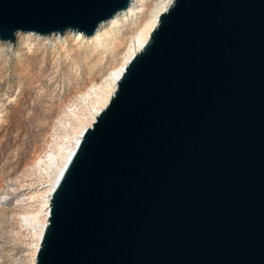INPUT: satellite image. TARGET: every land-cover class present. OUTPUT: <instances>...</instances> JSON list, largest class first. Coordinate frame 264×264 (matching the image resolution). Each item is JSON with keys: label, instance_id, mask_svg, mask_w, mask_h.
I'll list each match as a JSON object with an SVG mask.
<instances>
[{"label": "water", "instance_id": "1", "mask_svg": "<svg viewBox=\"0 0 264 264\" xmlns=\"http://www.w3.org/2000/svg\"><path fill=\"white\" fill-rule=\"evenodd\" d=\"M130 3L0 0V41L92 36ZM158 21L58 177L34 264H264V0Z\"/></svg>", "mask_w": 264, "mask_h": 264}, {"label": "rangeland", "instance_id": "2", "mask_svg": "<svg viewBox=\"0 0 264 264\" xmlns=\"http://www.w3.org/2000/svg\"><path fill=\"white\" fill-rule=\"evenodd\" d=\"M72 40L47 45L32 34L18 36L14 53L0 44V197L7 199L0 203V264L33 262L35 221L25 219L44 218L48 160L89 119L93 87L125 49Z\"/></svg>", "mask_w": 264, "mask_h": 264}, {"label": "bare ground", "instance_id": "3", "mask_svg": "<svg viewBox=\"0 0 264 264\" xmlns=\"http://www.w3.org/2000/svg\"><path fill=\"white\" fill-rule=\"evenodd\" d=\"M173 2L174 0H131L129 7L126 10L120 11L110 20L101 23L95 34L92 36H86L82 32L77 31H69L61 35L60 33H52L43 36H39L33 32L17 34V37L30 36L31 34L35 35L37 40H43L47 45H54L59 42L63 43L72 38L85 46L92 45L94 47L92 49L96 48L101 51L110 49L111 52L114 53L123 47L125 48L120 54L121 60L119 64L113 66L105 77L93 87L94 90H92V93L95 96V105H93L92 110L90 111L89 119L80 128L78 127L79 129L76 130L72 136L68 137L66 143L60 147L58 153L50 156V160H48L50 162L48 173L51 183L49 184V187H47L48 189L44 195L45 202L42 207L44 218L38 220L35 216L34 218L28 217L25 219L26 222L32 220L35 221V223H30H32L33 226L35 225L37 234V243L34 247L35 254L31 264H34L35 262L37 248L48 223V212L50 211L49 202L53 188L68 160L72 156L78 142L82 138L84 129L92 126L100 110L108 104L110 98L115 92L117 82L125 71L131 58L144 47L152 30L158 25V17L161 13L167 11L169 7L172 6ZM0 44L4 46L2 49L6 53H14L17 47L18 49L19 47L21 48V46H17L15 42L8 44L7 41H0ZM0 198V203H4L7 200L4 196Z\"/></svg>", "mask_w": 264, "mask_h": 264}]
</instances>
